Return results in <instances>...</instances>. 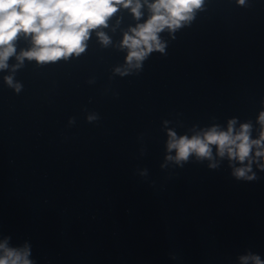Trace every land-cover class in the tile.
I'll return each mask as SVG.
<instances>
[{
	"label": "clouds",
	"instance_id": "clouds-1",
	"mask_svg": "<svg viewBox=\"0 0 264 264\" xmlns=\"http://www.w3.org/2000/svg\"><path fill=\"white\" fill-rule=\"evenodd\" d=\"M147 2V0H145ZM204 0H154L148 7L152 15L143 24L131 29V35L125 34L123 46L129 49L127 62L140 67V61L149 53L158 51L163 53L165 45L160 42L159 33L165 28L175 31L184 22L193 19L196 10L200 9ZM244 5L245 0H237ZM118 6L131 8L133 15L141 16L140 0H0V69L8 67V59L14 55V41L23 33L31 35L33 47L23 51L18 60L25 58L36 60L39 63L55 62L61 58L80 55L86 49V41L90 31L100 27H107L110 17L118 11ZM100 40L107 45L109 38L98 32ZM120 72V69L116 70ZM124 74V73H122ZM11 86V77H6ZM20 90V85H15ZM89 116V121L95 119ZM259 123L264 126V112L258 117ZM235 120L228 122L227 131H220L216 126L203 133L189 138L187 135L177 138L176 133L169 131L168 151L175 150V157L168 156V160H175L179 165L187 161L191 155L200 159L212 158L214 145L220 157L227 154L229 160H238L241 165L248 160V164L234 169L233 175L237 179L255 180L252 172V158L250 153L255 147V157L264 158V131L259 139H251L250 125L243 124L238 133L234 134ZM182 166V165H181ZM215 168V163L209 164ZM258 167L264 170V163ZM0 264H33L29 259L30 250L27 245L23 249L7 247V239L0 243ZM251 259L254 264H262L259 256L241 257L243 264Z\"/></svg>",
	"mask_w": 264,
	"mask_h": 264
}]
</instances>
